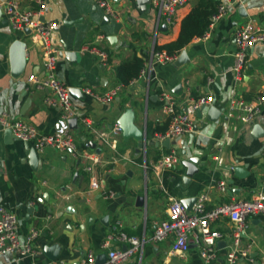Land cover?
I'll return each mask as SVG.
<instances>
[{
    "label": "crops",
    "instance_id": "0c3cea01",
    "mask_svg": "<svg viewBox=\"0 0 264 264\" xmlns=\"http://www.w3.org/2000/svg\"><path fill=\"white\" fill-rule=\"evenodd\" d=\"M198 2L187 0L178 10L176 25L164 30L159 9L151 2L114 0L118 19L109 18L106 23L107 16L93 0H45V20L59 24L52 36L58 57L57 75L69 88L81 90L77 96L72 94L78 121L73 135L79 153H61L47 148L37 154L39 165L34 169L25 152V143L14 139L12 144H7L5 131L0 128V205L17 217L22 243L32 231L38 233L32 242L35 255L0 254V264H82L90 252L100 264H106L111 250L130 247L114 239L109 247L103 248L108 236H118L121 232L144 242L126 264H205L200 248L194 244L184 257H179L171 254L173 236L163 242L152 240L156 223L167 218L171 199L182 201L206 195L210 210L237 200H250L264 192V137L252 135L255 125L264 133V106L250 124L227 116L232 99L252 101L264 90V45L250 50L241 80L232 72L237 50L235 33L251 19L264 24V0H240L216 24L207 40L196 38L183 49L188 58L185 63H177L180 55L169 64L153 61L155 46L178 39L183 19ZM2 5L3 0H0L1 10ZM22 6L34 9L38 4L35 0H23ZM109 36H114L115 40L110 42ZM16 40L27 44V65L20 78L11 75L10 47ZM86 46L107 53L109 67L103 68L96 55L84 52ZM65 48L76 52L77 58L68 60L62 55ZM135 52L145 62L143 78L123 87L111 103L84 94L86 88L105 94L120 86L116 69ZM37 74H44L40 47L30 38L14 32L3 14L0 20V113L6 112L16 121L30 123L46 136L57 130L60 110L47 104L49 91L28 80ZM178 86L181 92L175 93ZM163 92L173 94L178 108L183 111L193 100L211 95L214 101L209 106L224 109V113L216 122L207 119L206 111L201 119L197 114L192 115L197 125L195 133L170 140L167 148L163 145L166 140L158 141L162 133L149 131V128L168 127L169 116L161 100ZM129 109L135 114V126L149 141L159 142V148L148 146L140 150V141L135 137L126 138L123 133L117 137L116 150L97 140L94 131L110 133ZM89 141L101 148L100 154L87 147ZM29 147L34 148V143H29ZM171 148L178 150L177 168L159 172L155 169L157 161ZM86 150L98 154L101 160L91 173L85 170L92 165L91 160L83 156ZM184 151L187 156L183 155ZM188 157H199L205 166L186 185L182 162ZM234 167H245L251 173L247 180L236 179L234 188H240L239 193H232L233 187L228 184ZM165 176H168L167 184ZM92 177L100 180L101 189H90ZM220 181L227 182L225 192L219 189ZM110 193L113 197H109ZM144 195L145 206L139 208L137 198ZM105 204L110 210L101 209ZM32 208L35 210L30 213ZM106 216L108 226L103 223ZM249 221L251 232L247 231L245 240L251 245L253 262L243 264H264V218ZM212 227L230 232L233 224L223 218ZM55 244L61 251L57 259L52 260L43 253V246ZM226 253V245L219 248L218 259L211 264H224Z\"/></svg>",
    "mask_w": 264,
    "mask_h": 264
},
{
    "label": "built area",
    "instance_id": "2783aa9c",
    "mask_svg": "<svg viewBox=\"0 0 264 264\" xmlns=\"http://www.w3.org/2000/svg\"><path fill=\"white\" fill-rule=\"evenodd\" d=\"M37 8L25 9L22 6L23 0H3L2 11L8 20L11 29L16 33H21L30 38L33 44L40 47L42 54V64L44 68L43 76L34 75L29 77L30 82H34L38 88L50 92L47 104L53 108H59L60 117L58 128L51 135H42L37 128L27 122L16 121L9 113H0V128L2 131L10 130L14 137L24 143H34V148L38 153L44 152L47 148H52L61 153H79L73 135V128L70 120L76 117L73 108L72 94L70 88L57 75V50L52 44L53 33L57 30V22L42 20L47 11L45 0H35ZM95 5L103 10L110 19H118V12L114 8V0H93ZM219 2L217 12L212 15L208 30L202 37L207 40L216 24L228 15L229 10L240 0H217ZM187 3V0H151V4L159 9V20L167 28L173 27L177 23L178 10ZM29 30V34H26ZM235 44L237 47L234 55V66L232 72L237 80H241L242 73L247 67L249 52L256 45H264V24L255 19H251L242 25L235 33ZM84 52L96 55L103 68L109 67L108 54L95 47L86 46ZM178 56H170L166 51H153L152 59L160 64H169L177 60ZM146 74V67L141 70L137 79L143 78ZM134 81V80H133ZM132 81V82H133ZM131 82V83H132ZM123 86H116L105 94H97L86 88L84 94L95 98L103 103H111L121 92ZM161 100L164 102V111L169 116L166 131L158 135V141L177 140L181 137L194 134L197 128L192 115L197 114V110L202 106H209L214 99L211 95H205L187 107L186 111L180 110L173 94L163 92ZM264 106V90L252 101L242 98H234L229 103L228 118L237 119L242 123L250 124L261 113ZM88 123L87 120H83ZM123 133V129L117 122L111 132L94 131L97 140L116 150L117 137ZM83 156L90 159L92 165L85 168L88 173L94 171V165L101 162L100 156L96 153L84 151ZM179 163L178 150L171 148L169 153L163 155L155 166L159 172L175 170ZM219 189L223 192L227 189V182L220 181ZM102 188L97 177H92L90 182L91 190ZM113 193L109 197H113ZM208 197L206 195L197 198L192 210H188L181 200L172 198L167 209V218L156 223L152 240L163 242L173 236L171 254L184 257L190 249L191 244L200 248V256L205 264H211L218 259V243L226 242L227 253L224 264H243L245 261L253 262L251 257V245L244 244V234L250 227L251 218H264V192H259L250 200H237L228 204L207 209ZM226 218L232 224L230 232H223L214 229L212 225L220 219ZM119 227H122L119 224ZM17 217L0 205V254H12L21 257L35 255L36 251L32 247V242L37 238L38 233L32 231L25 243H22L18 232ZM119 240L130 245L126 250H111L108 253L106 264H126L142 246V242L137 237H129L121 232L118 236L110 235L103 243V248L110 246L112 240ZM82 264H97L96 255L90 252Z\"/></svg>",
    "mask_w": 264,
    "mask_h": 264
},
{
    "label": "water",
    "instance_id": "95a60500",
    "mask_svg": "<svg viewBox=\"0 0 264 264\" xmlns=\"http://www.w3.org/2000/svg\"><path fill=\"white\" fill-rule=\"evenodd\" d=\"M139 2H141L142 4L151 2V0H138ZM243 12V10H242ZM3 16V11L0 9V20ZM42 20H45V18H43ZM105 22H109V18L106 17L105 18ZM162 29L166 30L167 26L163 25ZM30 32L29 30H26V34L28 35ZM110 42H113L115 40L114 36H109L107 38ZM65 55V57L68 60H72L77 58V53L76 52H72V51H68L65 48V52L62 54ZM187 53L186 51H183L180 56L179 59L177 61L178 64H183L185 63V61H187ZM10 64H11V75L14 78H20L26 68L27 65V44L23 41L20 40H16L10 47ZM70 92L73 95H78L79 93H81L80 89L77 88H70ZM175 93H180L181 92V86H178L175 90ZM206 111L207 113V119L211 122H216L218 121L223 113H224V109H219L216 106H202L201 108H199L197 110V117L199 119H201L203 117V113ZM134 120H135V114L134 112L129 109L127 110L122 117L118 120V123L120 124L121 128L123 129V134L126 138H130V137H135L136 139H138L140 141L138 147L139 149H143L146 148L148 146L150 147H155V148H159V142H154V141H149L147 136L141 132L134 124ZM77 118H73L72 120H70V125L73 129H77ZM197 129V128H196ZM252 135L254 137H264V133L261 129V127L259 125H255L253 127V133ZM16 139L14 137V135L12 134V132L10 130L5 131V140L7 144H12L13 140ZM168 144V145H167ZM170 140H166L165 142H163V145H166L167 148L170 147ZM87 147L90 148L91 150H96V152L98 154L101 153V148L97 147V144L93 141H89L87 143ZM25 152L28 155V158L30 160V164L31 166L36 169V167L39 165V158H38V152L35 150V148H30L29 147V143H25ZM184 156H187V152L184 151L183 152ZM182 166L183 169L182 171H185V175L183 177V182L187 185L190 183L191 179L193 178V176H195L196 174H198L201 170V168H203L205 166V163L201 161V159L199 157H188L186 158V160H184L182 162ZM233 172V177L230 178L228 180V184L233 187L231 188V192L232 193H239L241 191L240 188L235 189L234 186L237 184L236 179L238 180H247L250 176L251 173L248 172L246 170V168H242V167H234L232 169ZM147 195V193H146ZM145 201H146V196H139L137 198V203L136 206L139 208H143L145 206ZM197 202V198H187L182 200V203L186 206V208L188 210H192L194 204ZM101 209L104 210H110L108 204L102 205ZM33 210H35V208H32V210L30 209L29 212L31 213ZM108 216L105 217V219L103 220V223L105 224V226H108ZM244 237L247 238L248 235L247 233L244 234ZM226 245V243L224 241L219 242L218 243V248H223ZM127 249V248H126ZM61 251V247L58 244L55 245H45L43 246V253L48 256L50 259L52 260H56L59 252ZM108 259V256L106 257ZM97 264H100L99 260H97Z\"/></svg>",
    "mask_w": 264,
    "mask_h": 264
},
{
    "label": "trees",
    "instance_id": "16d2710c",
    "mask_svg": "<svg viewBox=\"0 0 264 264\" xmlns=\"http://www.w3.org/2000/svg\"><path fill=\"white\" fill-rule=\"evenodd\" d=\"M217 0H199L191 12L183 19L178 39L164 46H155V52L166 51L170 56H179L183 49L194 39L202 37L208 30L210 19L218 10ZM145 67V62L137 53L129 60L124 61L116 69V78L120 85L127 87L137 79ZM152 133H164L165 127L149 128ZM168 183V176L164 177Z\"/></svg>",
    "mask_w": 264,
    "mask_h": 264
},
{
    "label": "rangeland",
    "instance_id": "374dc122",
    "mask_svg": "<svg viewBox=\"0 0 264 264\" xmlns=\"http://www.w3.org/2000/svg\"><path fill=\"white\" fill-rule=\"evenodd\" d=\"M247 231L250 233V232H251V229H248ZM244 242L247 244L248 241H246V240L244 239ZM246 264H249V263L246 262Z\"/></svg>",
    "mask_w": 264,
    "mask_h": 264
}]
</instances>
